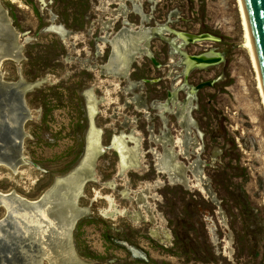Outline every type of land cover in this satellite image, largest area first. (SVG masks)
<instances>
[{"label":"rangeland","instance_id":"rangeland-1","mask_svg":"<svg viewBox=\"0 0 264 264\" xmlns=\"http://www.w3.org/2000/svg\"><path fill=\"white\" fill-rule=\"evenodd\" d=\"M124 11L138 26L140 19H149L146 26L168 22L174 29L220 39L187 46L190 53L214 49L224 57L193 80L219 79L201 93L202 147L176 157L166 151L163 138L148 136L146 117L132 113L137 124L125 126L131 108L119 112L123 118L113 106L98 117V125L107 124L108 140L115 131L133 130L139 150L123 164L112 151L97 159V181L86 183L74 205L73 228L60 240L49 230L55 223L46 216L50 205L6 207L1 197L36 202L57 177L80 164L87 126L82 92L100 75L92 65V73L86 72L85 61H99L95 41L106 32L113 38ZM1 27L8 36L0 31V41L6 39L10 49L24 46L28 58H2L0 80L17 83L24 71L39 85L28 95L22 151L27 162L17 170L0 163V222L16 228L7 231L28 235L13 240L0 227V264H11L7 259L63 264L60 247L70 248L71 264H264V91L247 44L242 0H0ZM58 29L75 36L62 39ZM89 39L87 58L83 48ZM150 72L135 78L156 73ZM154 88L147 86L149 99H164ZM34 229L38 239L45 238L41 243Z\"/></svg>","mask_w":264,"mask_h":264},{"label":"flooded vegetation","instance_id":"flooded-vegetation-1","mask_svg":"<svg viewBox=\"0 0 264 264\" xmlns=\"http://www.w3.org/2000/svg\"><path fill=\"white\" fill-rule=\"evenodd\" d=\"M125 11L130 13L135 12V10L132 9H127ZM125 11L121 15V24L113 38L108 39V33L106 32L107 34L105 33L104 36L102 35L99 40L95 41V51L97 52L99 61H89V63L85 61L86 64L84 69L86 72L92 73V66L98 67L100 75L98 76V82H90L89 87L85 88L82 92L87 115V126L84 135V155L80 164L66 176L57 177L47 194L36 202H30L12 195L5 196L18 201L22 208L32 209L37 207L43 210L49 205H51V208H54L55 206L53 204L58 196H52L51 194L57 189L56 187H58L62 195L65 194L67 198L71 197L74 191L72 199L73 201L76 200L79 194H75L74 188L80 191L83 189L82 193L84 194L86 181H97L96 172L93 171L94 167L97 165L96 161L107 155L109 151H112L120 161H122V159H132L136 157L139 150V148L136 147L138 138L133 135V130L127 134L115 131V134H112L108 140L107 124L103 126L98 125V117L108 113L107 111L112 110L113 106L115 113L119 116H123V118V113L119 112L123 109L126 111V109L131 108V112L128 110L126 114L128 121L125 123V126L130 123L137 124L139 118L136 117L133 121L132 113L136 114V112H139L142 114V118L146 117L150 124L147 131L148 136L153 140L156 137L163 138L168 153L180 157L186 155L189 149H194L195 152H197L198 149L201 150V140L203 137L201 93L207 88L214 87L219 79L217 77V79L210 81L199 80L195 83L194 81H196L195 77L197 75L208 72L217 65L206 68L189 69L191 65H189L187 57H196L206 53L218 52L214 49H204L200 53H190L187 46L193 44L185 42L176 33H193L187 32L181 28L174 29L168 22L161 25L154 23L146 26L149 19H140L138 22H141V26H138L135 24V21L130 22V20L128 21L126 19ZM105 28L107 30L108 26L106 25ZM0 31H2V34L5 36L8 34L3 27L0 28ZM57 34H59L62 39L75 36L73 35L74 32L63 29H58ZM88 36L90 35L88 34ZM156 41H158L160 45H155ZM8 43L6 39L3 37L1 38L0 60L2 58H7L5 60L10 61L27 60L28 57L26 58L24 55L26 51L24 46L14 45V48L10 49L8 47H11L12 44L10 43V45H8ZM85 43L86 46L83 48V54L88 58V54H91L90 39L85 41ZM124 44L129 45L132 51H124ZM117 46L119 47L118 53L115 52ZM124 52H126L125 55ZM132 52L133 55H131ZM75 54L78 55V50H76ZM149 54L154 57L155 62L150 59ZM118 56L125 61L121 60V62L118 63ZM145 59H147L148 62L145 61ZM143 70H147L148 72L153 70L156 73L151 74L150 78H135L138 74L140 75V72ZM32 72L31 74H34V71ZM27 77L28 74H24L23 71L20 74V81L17 83L2 82L0 80V163L9 165L14 170H17L20 164L27 162L25 161L27 159H24L22 151L23 138L25 136L24 127L30 117L28 95L33 92H38L36 89L39 85L37 81H28ZM207 82H213V85L203 90L193 92L194 88ZM147 86H150L152 89H155L154 87L157 86V89L153 92L158 95L163 94L164 99L160 100L159 97H157V99L151 98L150 100ZM113 95L116 96L113 97ZM130 115L132 118H130ZM77 124H79V122H77ZM110 132L108 133L110 134ZM128 144L133 146H129ZM188 144L192 146L188 147ZM173 151L175 153H173ZM88 158L94 160V162L91 161L88 163L87 160L86 166L81 169V166L83 164L85 165V160ZM123 163L122 161V164ZM36 167H38L39 170L41 169L39 166ZM83 194L81 197H83ZM68 200L70 201L71 198ZM78 200L76 201L78 202ZM69 205L68 203V206ZM49 216L57 225L58 221L54 218V215ZM7 221L8 219H5V222ZM1 222L0 227L4 226V233L7 231L5 227H9L10 230L14 229L10 222H7L5 225ZM31 230L32 228L30 231ZM49 230L53 231V233H57L58 236H60V238H58L60 240H62L61 238L63 237L67 238L68 233H60L54 225L51 226ZM71 230L69 229V233ZM34 231V238L36 240H39L40 243L42 240H45V238H37L36 233H38V229H34ZM6 234H8L7 237L13 238V240L17 239V237L23 239L28 236H23L22 232L18 234L12 231H7ZM46 237H48V234ZM53 245L56 246L57 243L55 242ZM36 246L39 247L38 245ZM60 248L63 250V255L70 254V248ZM55 249L57 248L55 247ZM22 251L23 250H21V252ZM21 252L20 254L24 255V253ZM48 253L52 254L51 251H48ZM71 260H73V258ZM25 261L21 260V262L18 263L27 264V260ZM9 263L17 264V262ZM63 264H69V262H63Z\"/></svg>","mask_w":264,"mask_h":264},{"label":"water","instance_id":"water-1","mask_svg":"<svg viewBox=\"0 0 264 264\" xmlns=\"http://www.w3.org/2000/svg\"><path fill=\"white\" fill-rule=\"evenodd\" d=\"M244 2H245V7H246L249 24H250V29H251V33H252V37H253V41L255 45V50H256V54H257V58H258V62H259L260 70H261L263 85H264V0H244ZM176 34L181 39H183L185 42L189 44H194V43L203 42V41H217V42L220 41L218 37H214L210 34H201V35H194L190 33H176ZM149 57L153 62H155V59L151 54H149ZM187 59H188L189 65H191L189 66V69L190 68H206L212 65H218L224 61V57L220 53H214V52L206 53V54H203L201 56H196V57L188 56ZM212 85H213V82L202 83L197 88H194L193 92L203 90L207 87H211ZM87 160H88V163H90L91 161L94 162V160H91L90 158L86 159L85 165L84 164L82 166L80 165L81 169H83L86 166ZM87 182L88 181H86V183ZM56 188H55L56 190L52 192L51 194L52 196H58V198L55 200L53 204L55 207L51 208V205H50L49 209H47V213L48 215H54V218L58 221V222L56 221L57 225L54 223L55 228H57V230L60 233L64 232L63 234H65L69 232V229L71 230L73 228V224H74L75 216H76L74 212V205H76L77 203L76 200H78L83 194L82 193L83 189H81L80 191L74 188L75 194L77 195L79 194V196H77V199L73 201L72 198L74 196V191L72 192L73 195L67 198L65 194L62 195L60 190H58V187ZM70 198L71 200L69 201L68 199ZM68 203L70 204L69 206H68ZM70 211H72L73 214H71ZM63 223H65L67 226H65ZM69 255L71 257L70 259L68 255L66 254L64 255V258L67 259L69 264H71L73 261L71 260L73 256L71 254ZM7 260H8L7 261L8 263L12 262L9 259ZM58 263L60 262L56 261V264Z\"/></svg>","mask_w":264,"mask_h":264},{"label":"bare ground","instance_id":"bare-ground-1","mask_svg":"<svg viewBox=\"0 0 264 264\" xmlns=\"http://www.w3.org/2000/svg\"><path fill=\"white\" fill-rule=\"evenodd\" d=\"M242 5H243V10H244V15H245V18H246V22H247V28H248V31H249V41H248V46L252 49V52H253V55H254V59H255V62H256V64H257V66H258V70H259V73H260V78H261V84H262V88H263V91H264V85H263V80H262V76H261V70H260V66H259V62H258V58H257V54H256V50H255V45H254V41H253V37H252V33H251V29H250V24H249V19H248V15H247V11H246V7H245V2H244V0H242ZM132 43V42H131ZM124 46V45H123ZM126 46H128V50L131 52L132 50H131V48H130V46L129 45H126ZM119 49V47H116V50H115V52L116 53H118V50ZM128 50H127V52H128ZM136 52V51H135ZM125 53L126 52H124V55H125ZM131 55H133V52H132V54ZM118 58H119V60H118V63H120L121 62V60H123V61H125L124 59H121L119 56H118ZM123 64H125V63H123ZM121 68V67H120ZM119 68V69H120ZM119 69H117V70H119ZM116 70V71H117ZM115 71V72H116ZM117 73V72H116ZM264 93V92H263ZM7 111V110H6ZM7 113V112H6ZM8 115V114H7ZM12 135V134H11ZM22 199V198H21ZM1 200H2V203L6 206V207H15V206H17V207H20V208H22V206L20 205V203L18 202V201H16L15 199H13V198H7V197H5V196H2L1 197ZM23 208H25V207H23ZM34 208H36V207H34ZM33 209V208H32ZM46 216L47 217H49V215H48V213H47V211H46ZM50 218V217H49ZM60 251V250H59ZM52 255V254H51ZM65 255V254H64ZM68 257H69V259L71 258L70 257V255L68 254Z\"/></svg>","mask_w":264,"mask_h":264},{"label":"crops","instance_id":"crops-1","mask_svg":"<svg viewBox=\"0 0 264 264\" xmlns=\"http://www.w3.org/2000/svg\"><path fill=\"white\" fill-rule=\"evenodd\" d=\"M125 159H122V161H124Z\"/></svg>","mask_w":264,"mask_h":264}]
</instances>
